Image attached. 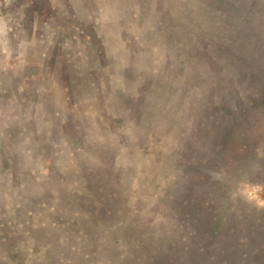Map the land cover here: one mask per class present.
<instances>
[{"label":"clouds","instance_id":"9594fccd","mask_svg":"<svg viewBox=\"0 0 264 264\" xmlns=\"http://www.w3.org/2000/svg\"><path fill=\"white\" fill-rule=\"evenodd\" d=\"M193 181L264 224V0H0V264H148Z\"/></svg>","mask_w":264,"mask_h":264},{"label":"rangeland","instance_id":"374dc122","mask_svg":"<svg viewBox=\"0 0 264 264\" xmlns=\"http://www.w3.org/2000/svg\"><path fill=\"white\" fill-rule=\"evenodd\" d=\"M252 72L255 78L259 70ZM244 102H238L234 112L243 110ZM221 129L225 128L223 117L217 113V120L214 122ZM220 142L227 148L230 146L229 134L222 133ZM228 153L225 152L224 155ZM214 176V172L207 169H199ZM210 186L189 183L187 195L178 198L179 219L185 224L186 229L195 232L194 236H189V243L182 244L180 241L172 244L160 246L156 249L155 255L148 261V264H219L222 257H226L228 264H264V259L257 261L253 256L254 248H261V255L264 256V224H257L254 220L245 217L239 220L233 214L223 222L217 219L218 203H210L208 195ZM99 195L98 194V198ZM255 195V191L251 193ZM103 211V210H102ZM161 219L157 216V220ZM187 235V231L184 233ZM247 237L249 247L244 248L240 244L241 237ZM203 248V252L200 248ZM187 249V250H186ZM147 252L148 249L145 248ZM245 253H248L245 258ZM216 256L213 262L210 258Z\"/></svg>","mask_w":264,"mask_h":264}]
</instances>
